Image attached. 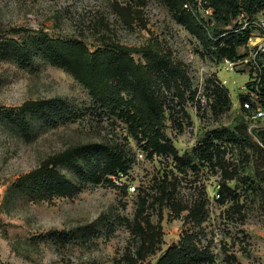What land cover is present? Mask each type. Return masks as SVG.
Returning <instances> with one entry per match:
<instances>
[{
  "label": "rangeland",
  "instance_id": "374dc122",
  "mask_svg": "<svg viewBox=\"0 0 264 264\" xmlns=\"http://www.w3.org/2000/svg\"><path fill=\"white\" fill-rule=\"evenodd\" d=\"M184 8L177 0H0V40L22 38L26 32L14 31L29 30L32 36L81 40L93 51L112 44L140 48L151 43L170 55L186 71L191 90L183 102L173 83L149 67L152 93L165 110L164 132L180 155L208 142L214 150L211 161L197 159L180 173L172 155L149 156L127 121L97 102L64 68L42 57L24 67L14 56L0 55V264H156L185 230L195 227L186 218L187 209L178 217L154 203L160 196L156 185L165 174L182 205L206 201L200 246H210L219 259L216 264H222L225 247L242 264H264V153L243 149L235 139L244 123L254 141L263 130L257 127L252 135L240 108L250 72L226 71L227 56L221 58L216 46L181 21ZM200 8L193 15L218 37L240 15L217 22ZM246 52L244 44L238 46L239 54ZM133 56L146 64L142 53ZM218 87L228 89L227 104ZM22 109L31 125L27 135L14 121ZM96 143L118 146L127 154L130 169L115 177L114 184L82 180L61 164L57 168L78 185L73 194L16 190L20 178L53 168L68 151ZM219 145L226 148L222 161L234 174L228 182L235 199L224 204L218 201L223 181ZM144 197L145 215L162 226L163 242L156 254L138 260L140 239L126 220L134 218ZM52 231L64 234L52 236Z\"/></svg>",
  "mask_w": 264,
  "mask_h": 264
},
{
  "label": "trees",
  "instance_id": "16d2710c",
  "mask_svg": "<svg viewBox=\"0 0 264 264\" xmlns=\"http://www.w3.org/2000/svg\"><path fill=\"white\" fill-rule=\"evenodd\" d=\"M188 1H191L196 9L195 0H177V3L183 8ZM203 4L206 8L214 9V18L217 22H228L232 16L242 12L249 16L264 15V0H203ZM181 21L190 25L194 33L216 46L221 58L227 56L228 59L235 60L244 56L238 53V46L245 43L243 36L236 34L214 36L197 21L192 11L185 8L182 9ZM21 31L27 33L22 38L11 36L0 40V55L14 56L24 67H29L34 58L42 57L73 74L90 90L97 102L108 110L119 113L127 121L130 133L138 142H144V149L148 151L149 156L172 155L180 173L184 172V166L194 165L197 159L203 163L213 159L212 142L194 148L192 153L186 152L180 155L165 134V110L163 104L152 93L149 67H153L152 69L159 73L161 79L173 83L183 102L185 93L191 90V80L182 66L175 63L170 55L163 53L154 44L149 43L140 48L112 44L93 51L81 40L55 38L42 33L40 36H32L29 30H15L14 33L19 35ZM222 42L227 46L221 47ZM134 53H142L146 64L138 62L133 56ZM217 94L223 103L227 104L228 89L218 87ZM62 104L64 106V103ZM46 116L45 113L44 117L47 118ZM28 120L23 109L16 112L14 121L24 135H27L31 129ZM237 131L235 139L241 148L264 153V129L259 133L261 144L248 135L245 123ZM217 138L222 140L224 136L219 133ZM212 139L214 137L209 140ZM217 152L218 163L223 168V181L220 185L218 201L224 204L228 200L235 199V192L228 182L234 179V174L222 161L226 148L219 145ZM61 164L79 173L82 180L86 177L95 183L114 184L115 177H123L130 169V162L123 149L96 143L68 151L60 157L53 168L46 166L27 178L26 176L20 178L18 182L21 183L17 184L16 190L24 187L31 192L45 189L62 196L73 194L78 185L73 184V181L57 168ZM168 178L167 174L163 175L161 183L156 185L160 196L154 203H159L161 209L164 206L169 207L178 217L187 209L189 214L186 218L191 219L195 227L185 230L180 240L168 247L156 264H216L219 259L211 251L210 246H200L202 225L208 215L206 201L199 199L189 207L182 205L172 194L170 187L172 183L168 184ZM136 189L134 187V190ZM147 207L148 200L144 197L138 202L134 218L126 220L131 231L140 239L138 260H145L148 256L156 254L163 242V228L160 224L155 225L150 216L145 215ZM196 228L200 229L195 230ZM50 234L58 237L63 236L64 232L52 231ZM224 250L222 264H242L226 247Z\"/></svg>",
  "mask_w": 264,
  "mask_h": 264
},
{
  "label": "built area",
  "instance_id": "2783aa9c",
  "mask_svg": "<svg viewBox=\"0 0 264 264\" xmlns=\"http://www.w3.org/2000/svg\"><path fill=\"white\" fill-rule=\"evenodd\" d=\"M202 12L214 17V9L206 8L203 0H195ZM187 10L195 13L194 4L191 1L185 3ZM201 24H205L199 19ZM236 34L245 38L247 52L244 56L231 60L226 58L223 65L226 71L241 69L250 72V80L243 87L240 96V108L245 112L248 123V131L253 135L257 127L264 129V15L249 16L245 12L240 13L235 25L224 32L222 36ZM257 141L261 144L259 139ZM220 193H218V198Z\"/></svg>",
  "mask_w": 264,
  "mask_h": 264
}]
</instances>
